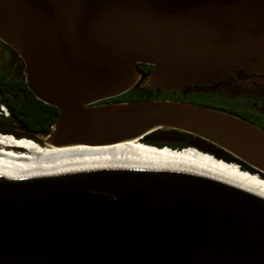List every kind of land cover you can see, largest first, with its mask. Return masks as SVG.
Listing matches in <instances>:
<instances>
[{"label": "water", "instance_id": "95a60500", "mask_svg": "<svg viewBox=\"0 0 264 264\" xmlns=\"http://www.w3.org/2000/svg\"><path fill=\"white\" fill-rule=\"evenodd\" d=\"M0 40L57 107L42 143L144 140L168 127L264 174V129L238 115L171 98L95 103L134 85L138 63L151 65L143 85L176 91L264 72V0H0ZM0 264H264V197L173 169L0 174Z\"/></svg>", "mask_w": 264, "mask_h": 264}, {"label": "bare ground", "instance_id": "6f19581e", "mask_svg": "<svg viewBox=\"0 0 264 264\" xmlns=\"http://www.w3.org/2000/svg\"><path fill=\"white\" fill-rule=\"evenodd\" d=\"M99 166L161 168L221 180L264 197V178L195 147L173 150L140 139L53 146L0 132V174L24 177Z\"/></svg>", "mask_w": 264, "mask_h": 264}, {"label": "trees", "instance_id": "16d2710c", "mask_svg": "<svg viewBox=\"0 0 264 264\" xmlns=\"http://www.w3.org/2000/svg\"><path fill=\"white\" fill-rule=\"evenodd\" d=\"M0 44L7 51L6 55H4L7 58L6 67L3 64V59L0 62V123L17 124L20 127L18 132L14 131V129L13 131L10 130L15 137L26 136L42 144L41 139L37 138V134L46 133L53 124L58 112L57 107L43 102L33 94L23 78L24 64L21 57L15 54V51L7 43L0 40ZM11 55H13V58H10ZM138 68L141 76L134 85L120 94L98 100L95 103L171 98L226 111L264 129V126L258 121L239 111L238 109L242 107L237 105L236 101L224 97L223 92L219 90L220 86H217L221 83L215 84L214 87H210L211 85L207 84L201 85L202 87L199 84H187L180 91L164 90L158 86L143 85L144 76L151 70L150 64L138 63ZM2 107L5 108L6 112ZM146 138H151L147 141L148 144L156 146L166 145L175 149L194 146L201 151L211 153L216 158L238 162V166L241 169L256 172L264 177L263 173L254 169L248 163L193 133L175 128L161 127L147 134Z\"/></svg>", "mask_w": 264, "mask_h": 264}, {"label": "flooded vegetation", "instance_id": "af4514ba", "mask_svg": "<svg viewBox=\"0 0 264 264\" xmlns=\"http://www.w3.org/2000/svg\"><path fill=\"white\" fill-rule=\"evenodd\" d=\"M12 50H14V49H12ZM6 52L7 51H5V53ZM17 55H18V53H17ZM6 63H7V58H6V56H4L3 64L5 67H6ZM225 80H229L235 86H240V87L258 86L259 88L264 90V72L258 73V72L252 71V70H245L244 68H238L236 70L235 74H230L226 79H222V80L220 79V80L213 81V82L209 83V85L213 86V85H215L219 82L225 81ZM243 83H245V85H242ZM262 92L264 93V91H262ZM240 96L241 95L234 96L230 99H233L234 101H236L237 105H240L242 107V108L238 109L239 111L243 112L245 115L249 116L250 118L255 119L256 121H258L260 124H262L264 126V96L261 95V96H256L253 99H248V100L245 99L246 105L243 103V101H242L243 99H241Z\"/></svg>", "mask_w": 264, "mask_h": 264}, {"label": "rangeland", "instance_id": "374dc122", "mask_svg": "<svg viewBox=\"0 0 264 264\" xmlns=\"http://www.w3.org/2000/svg\"><path fill=\"white\" fill-rule=\"evenodd\" d=\"M5 47L3 45L0 44V62L1 60L4 58V55H5ZM15 54H17V52H15ZM3 57V58H2ZM10 58H13V55H11ZM12 60V59H11ZM10 60V61H11ZM10 61H9V64H10ZM13 61V60H12ZM14 66V64H12ZM140 79V77H139ZM145 79V78H144ZM143 79V80H144ZM226 79V78H225ZM142 80V81H143ZM222 80V79H221ZM221 84L217 85V86H220L219 90L223 92V95L224 97H227V98H232L234 96H238V95H241L240 98L243 99V103L246 105V100L248 99H253L255 98L256 96H264L263 92L264 91L263 89L259 88L258 86H255V87H250V86H243V87H240V86H235L233 85L229 80H225V81H222V82H219ZM200 87H202L201 85H204V84H199ZM209 85V84H207ZM243 85V84H242ZM245 85V84H244ZM146 86V85H145ZM148 86H156V85H148ZM217 86H215L217 88ZM159 87V86H158ZM212 87V85L210 86ZM214 87V85H213ZM221 93V92H220ZM261 98V97H260ZM246 99V100H245ZM261 103V102H260ZM1 124V123H0ZM3 125H9V126H13L14 127V130H16V132L19 131L20 127L17 125V124H9V123H2ZM0 132H4V133H7L5 131H1ZM11 134V133H10ZM13 135V134H12ZM14 136V135H13ZM22 137V136H21ZM23 137H26V136H23ZM29 138V137H27ZM37 138H41L38 134H37ZM32 139V138H30ZM151 139V138H145L144 140L140 139L141 142H144V143H147V141ZM36 141V140H35ZM40 143V142H38ZM41 144V143H40ZM148 144V143H147ZM153 145V144H151ZM156 146V145H155ZM193 147V146H191ZM197 149V148H196ZM205 152V151H204ZM206 153H209V152H206ZM211 154V153H209ZM224 160V159H223ZM226 161V160H225ZM230 162H234L238 165V162H235V161H230ZM239 167V166H238ZM246 170V169H244ZM248 171V170H246ZM250 172V171H248ZM251 173H254V172H251ZM255 174H257L255 172ZM259 175V177L261 178H264L263 176H261L260 174H257Z\"/></svg>", "mask_w": 264, "mask_h": 264}, {"label": "built area", "instance_id": "2783aa9c", "mask_svg": "<svg viewBox=\"0 0 264 264\" xmlns=\"http://www.w3.org/2000/svg\"><path fill=\"white\" fill-rule=\"evenodd\" d=\"M2 108H3V110L6 112L5 108H4V107H2Z\"/></svg>", "mask_w": 264, "mask_h": 264}]
</instances>
